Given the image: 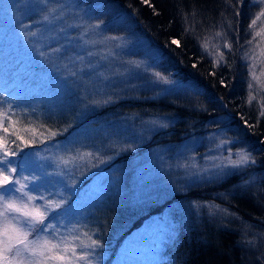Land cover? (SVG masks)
Returning a JSON list of instances; mask_svg holds the SVG:
<instances>
[{"label": "rangeland", "instance_id": "374dc122", "mask_svg": "<svg viewBox=\"0 0 264 264\" xmlns=\"http://www.w3.org/2000/svg\"><path fill=\"white\" fill-rule=\"evenodd\" d=\"M94 6L83 0H48L47 4L41 0H0V104L4 107L12 104L18 116L23 113L21 124L31 120L39 125L43 124V118L72 112L80 126L60 141L49 140L29 152L25 148L24 153L14 158V165L18 174L31 176L34 172L40 176L36 183H44L41 191L45 195L51 192L50 198L59 199L55 194L63 190L69 197L68 204L82 211L80 219L88 226L86 231H100L104 226L112 229L128 210L139 211L133 207L151 205L162 190L173 194L191 182L220 183L228 174L246 167L229 165L222 175L214 176L218 169L212 165L220 160L212 158L231 155L236 159L237 151L231 148L232 143L219 146L222 140H228L220 132L210 133L181 143L172 153L164 147L147 148L148 152L136 159V172L130 178L133 196L125 192L124 171L116 163L117 158L147 145L145 141L165 128L161 125L166 121L160 117L136 118L138 114L134 113V117L108 119L97 126L93 124L96 112L124 99L139 100L141 104L143 95L162 96L178 82L171 77H168L173 81L171 84L159 81L154 75L158 72L154 65L156 50H147L148 44L145 39L140 41L139 36L135 39L108 33L106 26L94 17ZM48 8L57 9L54 15L59 19L53 23L43 20L41 10ZM96 24L100 26L94 27ZM33 31L37 36L25 35ZM53 48L61 51L43 57L39 54ZM256 63L259 75L260 61ZM261 81L264 82V77ZM261 96L264 97V92ZM109 97L110 102L104 103ZM77 152L94 155L64 169L67 174L63 178L43 175L45 171L59 170L58 157L68 158ZM97 152L99 158L95 156ZM26 153H34L27 163ZM193 164L199 167H191ZM61 179L73 185L70 191L63 184L53 187L47 183ZM165 212L147 217L128 236L122 228L115 230L113 243L109 246L103 243L104 248L98 250L99 264H161V246L171 234L172 213L168 209ZM125 219L128 218L124 216ZM126 223L128 226L130 222ZM99 231L95 238L106 242L107 238L101 237Z\"/></svg>", "mask_w": 264, "mask_h": 264}, {"label": "trees", "instance_id": "16d2710c", "mask_svg": "<svg viewBox=\"0 0 264 264\" xmlns=\"http://www.w3.org/2000/svg\"><path fill=\"white\" fill-rule=\"evenodd\" d=\"M83 1L95 5L94 17L108 33L145 39V48L156 50V70L178 82L162 96L143 95L141 104L124 99L96 112L93 124L97 126L108 119L134 117V113L136 118L160 117L166 121L167 127L150 136L147 145L117 158L127 194L133 196L130 178L136 172V159L146 154L147 148L164 147L172 153L185 141L220 132L232 141L231 148L244 149L255 159L254 164L228 174L220 183L191 182L174 189L173 194L162 190L151 205L128 210L123 215L127 220L122 217L112 229L101 228L100 236L107 238L103 243H113L115 230L122 228L128 236L147 217L161 216L168 209L172 213L171 234L163 240L161 264H264V117L259 115L255 100L247 103L248 71L242 59L247 25L259 8L244 0L240 16L233 17V9L224 0ZM221 12L233 20L232 29L226 25L221 29ZM223 30L231 50L224 47L225 39L213 35ZM205 37L210 41L208 52L202 47ZM173 39L179 45L172 44ZM213 44L219 45L216 51L224 53L220 64L216 63L218 57L210 54ZM261 97L260 93L257 99ZM73 115L69 112L42 119L47 127L59 130L51 141L67 138L80 127Z\"/></svg>", "mask_w": 264, "mask_h": 264}, {"label": "snow or ice", "instance_id": "6c2138e0", "mask_svg": "<svg viewBox=\"0 0 264 264\" xmlns=\"http://www.w3.org/2000/svg\"><path fill=\"white\" fill-rule=\"evenodd\" d=\"M47 4L48 0H41ZM147 2V0H143ZM225 4L233 9V17L240 16L239 8L243 6L244 0H224ZM250 3L259 8V11L253 13L247 25L248 38L242 47L245 48L242 59L246 62L248 71L247 78V103L251 104L254 100L259 108V115L264 117V97L257 99L261 92H264V0H250ZM43 20L53 23L59 16L54 15L56 8L41 10ZM191 15L194 17L196 12ZM223 22L221 29L227 26V29L233 28V20L221 12ZM188 14H185L187 20ZM99 24L94 27H99ZM186 31L189 29L186 28ZM63 31V29H61ZM26 36H37V32L25 33ZM215 38L225 39L224 47L231 50L232 45L226 40L227 31H216ZM109 39L119 40L120 37H110ZM174 45H179V41L173 39ZM209 39L204 38L202 47L205 52L209 51ZM213 52L218 59L216 63L224 62V53L216 51L218 44L212 45ZM60 48L50 49V52H40L43 57L50 54L59 53ZM91 55V53H89ZM79 59H82L79 58ZM260 61V71L257 75V63ZM195 66V65H194ZM67 67V65H65ZM136 67H140L136 64ZM75 76V72H71ZM155 77L165 84H171L167 76L156 72ZM223 83V80L221 81ZM255 85V88H254ZM110 97L103 102H110ZM23 113L18 116L13 111L12 104L4 107L0 104V264H99L98 250L104 248L101 239L95 238L99 229L86 231L87 225L83 224L80 217L82 211L71 204H68V196L64 195L63 190H59L55 195L59 199L50 198L49 192L45 195L41 191L44 183H36L41 177L33 174L26 176L18 174V169L14 165V158L24 153L25 148H34L37 143L43 145L49 140H54L60 133L59 130H53L44 124L34 125L33 121L26 120L21 124ZM16 117V119H13ZM157 123V121H152ZM166 127L167 125H161ZM232 143L231 140H222L219 146ZM34 153H26V163ZM92 152H77V154L65 158L58 157L59 163L56 167L58 171L49 173L45 171L44 176H59L63 178L67 173L64 169L69 166H76V161L84 160L86 157L91 159ZM236 159L228 157L217 158L220 163L213 164L212 167L218 169L213 175L219 177L224 173V169L229 165L233 168L247 166L249 163H255V159L250 152L241 149L235 153ZM99 158V153L95 154ZM62 166V167H61ZM188 168V165H183ZM42 167V166H41ZM198 168L196 164L191 165ZM207 171V169H204ZM48 184L55 187L58 183L63 184V188L71 190L73 185L68 184L63 179L60 181H47ZM74 184V182H73ZM65 221H68L65 224ZM75 221V222H72ZM66 228V231H61ZM249 244L252 242L249 241Z\"/></svg>", "mask_w": 264, "mask_h": 264}]
</instances>
